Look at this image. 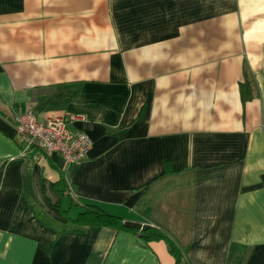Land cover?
Masks as SVG:
<instances>
[{
	"label": "crops",
	"instance_id": "obj_1",
	"mask_svg": "<svg viewBox=\"0 0 264 264\" xmlns=\"http://www.w3.org/2000/svg\"><path fill=\"white\" fill-rule=\"evenodd\" d=\"M26 111L68 117L87 158L28 145ZM88 203L178 264H264V0H0V264H177L72 230Z\"/></svg>",
	"mask_w": 264,
	"mask_h": 264
},
{
	"label": "built area",
	"instance_id": "obj_2",
	"mask_svg": "<svg viewBox=\"0 0 264 264\" xmlns=\"http://www.w3.org/2000/svg\"><path fill=\"white\" fill-rule=\"evenodd\" d=\"M15 129L28 145H36L47 154H57L66 165H78L84 161L92 147L85 133L71 134L67 129L69 118L55 115L38 120L33 111L16 114Z\"/></svg>",
	"mask_w": 264,
	"mask_h": 264
},
{
	"label": "trees",
	"instance_id": "obj_3",
	"mask_svg": "<svg viewBox=\"0 0 264 264\" xmlns=\"http://www.w3.org/2000/svg\"><path fill=\"white\" fill-rule=\"evenodd\" d=\"M66 188H69L66 185ZM70 190V189H69ZM140 211L147 215L148 206L145 203H140ZM72 224V230L81 232L87 228L99 227V226H110L116 229H128L136 234V237L142 244L147 245L153 240H164L167 243L169 251L176 257L177 264L179 263V251L176 244L168 237V235L160 230L157 226L153 225L150 221L144 220L142 224H146L143 228L127 226L117 215L110 214L102 209L100 206L88 203L84 204L82 210L78 213L77 217L70 220Z\"/></svg>",
	"mask_w": 264,
	"mask_h": 264
}]
</instances>
